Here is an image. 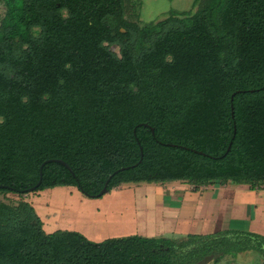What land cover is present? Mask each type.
Returning a JSON list of instances; mask_svg holds the SVG:
<instances>
[{"label": "trees", "instance_id": "trees-1", "mask_svg": "<svg viewBox=\"0 0 264 264\" xmlns=\"http://www.w3.org/2000/svg\"><path fill=\"white\" fill-rule=\"evenodd\" d=\"M1 3L0 264H264L255 231L96 242L48 233L30 202L1 198L57 185L98 197L111 176L109 191L175 180L261 189L264 0H195L149 23L142 0Z\"/></svg>", "mask_w": 264, "mask_h": 264}, {"label": "rangeland", "instance_id": "rangeland-1", "mask_svg": "<svg viewBox=\"0 0 264 264\" xmlns=\"http://www.w3.org/2000/svg\"><path fill=\"white\" fill-rule=\"evenodd\" d=\"M146 4L145 9L142 4L139 15L143 23L165 18L161 13L167 9L166 5L149 11L148 7L153 3L147 1ZM188 5L178 4V8L173 10L183 11V7ZM1 8L3 5L0 0ZM138 11L133 8L131 14L136 16ZM113 50L119 52L120 48L114 46ZM208 194L225 196L218 202L216 210L207 209L203 205L201 196ZM167 196H193L194 200L185 205L179 198L171 204L165 201ZM1 198L15 201L27 198L48 233L75 230L96 242L136 234L177 238L194 232L207 234L212 230L226 229L251 230L264 234V186L252 190L246 184L230 182L203 186L196 190L187 182L175 180L154 184H123L103 196L91 197L77 186L57 185L23 196L10 193L6 197L1 195ZM223 264L241 263L230 260Z\"/></svg>", "mask_w": 264, "mask_h": 264}, {"label": "crops", "instance_id": "crops-1", "mask_svg": "<svg viewBox=\"0 0 264 264\" xmlns=\"http://www.w3.org/2000/svg\"><path fill=\"white\" fill-rule=\"evenodd\" d=\"M148 2H152L153 4L150 5L148 8H149V11L152 9V8H157V7H162L164 5L167 6V9L161 13L163 15L161 16H164L166 17L167 13H170L173 8H178V4L180 5H184L185 3H188L189 5L186 6V7H183V11L184 10H189L192 8L193 4H194V1L195 0H142V4H143V8L145 9V5H147L146 3ZM186 8V9H185ZM167 12V13H166ZM208 186H214V185H208ZM217 186V185H215ZM28 196V195H27ZM230 197V196H229ZM228 197V199H229ZM258 197H263V196H258ZM168 198V196H167ZM170 198V199H169ZM168 199H166L165 201L168 202V203H173L174 201H178L179 198H181L184 202L185 205H188V204H191V202H193L194 198L193 196H172V197H169ZM202 200H203V205L208 209V208H212L213 210L216 208H218V202L219 201H222L225 196H213L212 194L211 195H206V196H201ZM17 199V198H16ZM21 200V199H20ZM24 200L28 201L27 198H24ZM29 202V201H28ZM169 205V204H168ZM218 231V230H217ZM199 232V231H198ZM215 232L214 230H212L211 233ZM256 232V231H255ZM194 233H197V232H194ZM260 233V232H258ZM263 234V233H262Z\"/></svg>", "mask_w": 264, "mask_h": 264}, {"label": "water", "instance_id": "water-1", "mask_svg": "<svg viewBox=\"0 0 264 264\" xmlns=\"http://www.w3.org/2000/svg\"><path fill=\"white\" fill-rule=\"evenodd\" d=\"M252 92L254 91V90H251ZM241 92H244V91H242V90H240V91H238V93H241ZM235 95H236V93H234L233 94V96H232V101L234 100V97H235ZM232 113H233V118H235V109H234V106L232 105ZM146 126H148V127H150L151 128V130L154 132L155 131V129L154 128H152L151 126H149L148 124H145ZM237 131V128H236V126H235V132ZM168 145H170V146H176V145H174V144H168ZM230 148L231 147H229V149L228 150H230ZM202 153V152H201ZM142 161V160H141ZM47 162H59V163H61V164H63L64 166H66L71 172H74L73 171V168L66 162V161H64V160H61V159H52V160H48V161H46V163ZM125 169H127V168H122L121 170H125ZM117 173V172H116ZM42 176H43V173H42V171H41V179H42ZM112 177V176H111ZM111 177H109V179L107 180V182H106V184H105V186H104V188L102 189V191L100 192V196H103L104 194H106V193H108L109 192V189H108V185H109V182H110V180H111ZM40 185V183L37 185V186H39ZM37 186L36 187H34V188H32V191H34L36 188H37ZM0 187H3L2 185H0ZM0 251H1V241H0Z\"/></svg>", "mask_w": 264, "mask_h": 264}]
</instances>
